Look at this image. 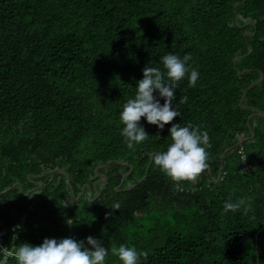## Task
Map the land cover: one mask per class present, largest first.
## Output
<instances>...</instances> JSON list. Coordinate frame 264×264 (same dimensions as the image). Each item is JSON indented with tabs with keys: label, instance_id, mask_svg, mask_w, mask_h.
<instances>
[{
	"label": "trees",
	"instance_id": "16d2710c",
	"mask_svg": "<svg viewBox=\"0 0 264 264\" xmlns=\"http://www.w3.org/2000/svg\"><path fill=\"white\" fill-rule=\"evenodd\" d=\"M166 54H191L196 85L179 83L163 129L141 118L149 137L129 149L122 106ZM172 123L211 144L182 191L151 159ZM4 230L14 249L91 236L105 264L121 244L149 253L139 264H264V0H0Z\"/></svg>",
	"mask_w": 264,
	"mask_h": 264
},
{
	"label": "clouds",
	"instance_id": "9594fccd",
	"mask_svg": "<svg viewBox=\"0 0 264 264\" xmlns=\"http://www.w3.org/2000/svg\"><path fill=\"white\" fill-rule=\"evenodd\" d=\"M191 54L183 58L175 54H166L161 58L162 69L146 66L143 69V78L137 82L135 95L122 106L119 114L123 125L121 136L129 149L144 142L149 135L140 125L141 118L158 129H163L174 118L180 115L173 106L176 99L175 90L179 83L187 78L188 86L195 87L199 77L198 69L190 65ZM159 97V98H158ZM160 99H163L161 105ZM187 96L180 98V103H186ZM169 143L166 151L152 155V163L164 175L175 183V188L182 191L181 182H197L198 177L208 168L211 147L206 131L192 125L181 126L172 123L169 129ZM246 159V158H245ZM244 199L237 202H225V211H237L245 204ZM69 201L63 206H68ZM113 210H119L120 204L114 203ZM245 208V211H248ZM8 255L7 248H0ZM111 255L117 257L121 264H139L140 258H147V251L138 252L134 247L124 244L113 245ZM109 249L102 246L100 240L91 236L86 241H77L73 238L49 239L45 238L38 246L29 243L20 244L12 252L17 264H105Z\"/></svg>",
	"mask_w": 264,
	"mask_h": 264
},
{
	"label": "built area",
	"instance_id": "2783aa9c",
	"mask_svg": "<svg viewBox=\"0 0 264 264\" xmlns=\"http://www.w3.org/2000/svg\"><path fill=\"white\" fill-rule=\"evenodd\" d=\"M16 227H13L12 230H14ZM7 232L6 230L4 231H1L0 232V248H7L8 249V255L6 256L4 251H2L4 253V259L2 260V263L1 264H5L6 262V259L10 256H12V252L14 251V242L16 241V236H12V242L10 243L11 244V247H9L8 244H6L5 240H4V237L6 236Z\"/></svg>",
	"mask_w": 264,
	"mask_h": 264
}]
</instances>
